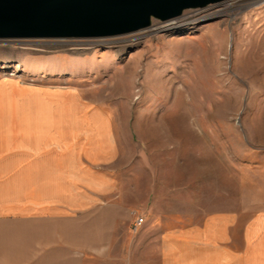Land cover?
I'll return each instance as SVG.
<instances>
[{
	"label": "rangeland",
	"instance_id": "rangeland-1",
	"mask_svg": "<svg viewBox=\"0 0 264 264\" xmlns=\"http://www.w3.org/2000/svg\"><path fill=\"white\" fill-rule=\"evenodd\" d=\"M60 91L110 115L120 190L137 217L158 207L188 224L264 210V0L153 19L117 38L0 41V103L24 93L25 120L34 95Z\"/></svg>",
	"mask_w": 264,
	"mask_h": 264
},
{
	"label": "crops",
	"instance_id": "crops-1",
	"mask_svg": "<svg viewBox=\"0 0 264 264\" xmlns=\"http://www.w3.org/2000/svg\"><path fill=\"white\" fill-rule=\"evenodd\" d=\"M21 96L0 103V264H264V210L186 224L145 207L136 231L110 115L60 91L24 120Z\"/></svg>",
	"mask_w": 264,
	"mask_h": 264
},
{
	"label": "water",
	"instance_id": "water-1",
	"mask_svg": "<svg viewBox=\"0 0 264 264\" xmlns=\"http://www.w3.org/2000/svg\"><path fill=\"white\" fill-rule=\"evenodd\" d=\"M227 1L0 0V41L117 38Z\"/></svg>",
	"mask_w": 264,
	"mask_h": 264
},
{
	"label": "bare ground",
	"instance_id": "bare-ground-1",
	"mask_svg": "<svg viewBox=\"0 0 264 264\" xmlns=\"http://www.w3.org/2000/svg\"><path fill=\"white\" fill-rule=\"evenodd\" d=\"M231 11H234V9L233 8H227L226 10H224L222 13L223 14H226V13H229V12H231ZM217 14V13H216ZM220 14H221V12H220ZM176 28L174 27V25L172 26V25H170V27H168L167 28V31H173V30H175ZM159 30H160V28H159Z\"/></svg>",
	"mask_w": 264,
	"mask_h": 264
},
{
	"label": "built area",
	"instance_id": "built-area-1",
	"mask_svg": "<svg viewBox=\"0 0 264 264\" xmlns=\"http://www.w3.org/2000/svg\"><path fill=\"white\" fill-rule=\"evenodd\" d=\"M143 224H144V219L142 217H138L134 229L137 231V229L140 228V227H142Z\"/></svg>",
	"mask_w": 264,
	"mask_h": 264
}]
</instances>
